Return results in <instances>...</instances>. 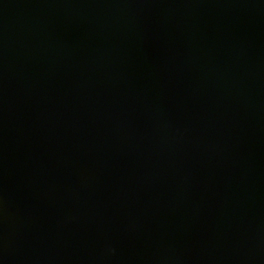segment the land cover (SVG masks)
<instances>
[{"label": "water", "instance_id": "water-1", "mask_svg": "<svg viewBox=\"0 0 264 264\" xmlns=\"http://www.w3.org/2000/svg\"><path fill=\"white\" fill-rule=\"evenodd\" d=\"M0 264H264V0H0Z\"/></svg>", "mask_w": 264, "mask_h": 264}]
</instances>
